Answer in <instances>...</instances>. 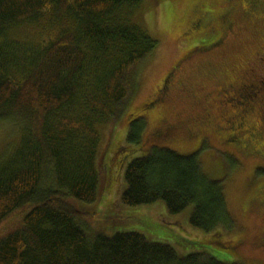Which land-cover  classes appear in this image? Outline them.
Listing matches in <instances>:
<instances>
[{
    "label": "trees",
    "instance_id": "1",
    "mask_svg": "<svg viewBox=\"0 0 264 264\" xmlns=\"http://www.w3.org/2000/svg\"><path fill=\"white\" fill-rule=\"evenodd\" d=\"M145 1L0 0V123L14 131L9 143L20 137L10 154L0 155V264H223L207 254L180 258L139 233L94 234L86 219L95 210L81 209L99 201L109 180L99 128L107 125L111 139L158 48L139 23ZM241 1L245 16L264 6ZM237 5L232 0L215 18L198 16L190 31L232 18ZM145 127L133 121L117 155L142 149ZM140 151L144 156L125 170V206L164 202L172 216L193 207L191 227L216 239L235 228L223 182L204 174L199 153Z\"/></svg>",
    "mask_w": 264,
    "mask_h": 264
},
{
    "label": "rangeland",
    "instance_id": "2",
    "mask_svg": "<svg viewBox=\"0 0 264 264\" xmlns=\"http://www.w3.org/2000/svg\"><path fill=\"white\" fill-rule=\"evenodd\" d=\"M231 1L143 3L139 23L158 42V48L145 62L136 95L117 121L111 139L107 125L99 128L105 157L102 169L109 180L103 183L97 203H80L85 213L95 210L86 219L94 234L111 237L134 232L150 242L169 245L180 258L207 254L223 264H264V195L259 196L264 191V155L245 154L221 139L222 130L233 128L229 125L232 122H225L230 110L239 107L233 96L223 97V90L235 91L243 75L245 82L253 84L241 93V102L255 107L247 121L256 129L243 137L256 146L264 141V6L258 13L245 16L247 6L238 0L237 8L230 9L235 19L221 16L206 30L190 31L198 16H220ZM229 22L234 24L233 29ZM202 45L211 49H194ZM139 117L146 123L142 149L131 147L128 153L117 155L119 147L127 145L130 124ZM155 124L157 129L153 131ZM166 125L174 128L165 131ZM9 126L0 123V155L10 154L20 141L19 137L9 143L15 138ZM154 146H164L181 156L199 153L204 174L212 181L223 182L227 208L235 224L230 233L216 239L191 227L193 207L172 216L164 202L135 208L122 203L127 166L144 156L140 150ZM238 242L243 245L236 251Z\"/></svg>",
    "mask_w": 264,
    "mask_h": 264
},
{
    "label": "flooded vegetation",
    "instance_id": "3",
    "mask_svg": "<svg viewBox=\"0 0 264 264\" xmlns=\"http://www.w3.org/2000/svg\"><path fill=\"white\" fill-rule=\"evenodd\" d=\"M225 39H227V37ZM220 43H222V41ZM210 49H211V46L208 45V46L205 47V49L203 51L204 52L205 51H209ZM258 77H260V75H258ZM263 77H260V78H263ZM253 81H254V79H253ZM252 84L253 83H249L248 81L245 82L244 76L242 75L241 76V83L239 84L238 88L235 89V91L229 92L226 89L223 90V97L224 98H227V97L230 98L231 96H233V100L237 101L239 103V107H237V110H234V111H232V109L230 110V112H231L230 118L225 120V122H227V124H229V122H232L229 125L233 126V128H231V130L228 128V130H229L228 132H226L225 130H222L221 133H223V134H221V139H222V142L225 141V143L230 144L229 141H228L230 139H228V138L232 139V137L237 136L236 140L239 143L238 144H234V145L236 146V148L239 151L244 152L245 154H248V153L252 154V155L259 154V155L263 156L264 155V141L263 142L259 141V146H256L255 144H251L250 142L245 140L244 137H243L244 133L250 134V132L252 130H256L253 127L252 123L249 122V120L247 121V119H249V117L255 112V107L249 106V103L245 104V103L241 102V93L243 91H245V89L247 87H249L250 85H252ZM133 113L134 112H132L131 115ZM128 116H130V115H128ZM212 122L213 121L211 120L210 123H212ZM169 128H170V130H169ZM173 128H174L173 126L171 127L169 125H166L165 126V129H166L165 131H167V130L172 131ZM214 128H216V126ZM155 129H157V125L156 124H155V127L153 128V131ZM225 143H223V144L225 145ZM245 144H247V146ZM262 195H264V193ZM242 245H243V242H238L236 244V246H235L236 251ZM259 264H261V263H259Z\"/></svg>",
    "mask_w": 264,
    "mask_h": 264
}]
</instances>
